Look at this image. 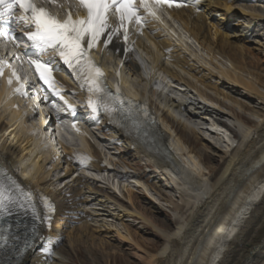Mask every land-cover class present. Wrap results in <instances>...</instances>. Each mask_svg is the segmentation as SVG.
<instances>
[{"label": "bare ground", "instance_id": "6f19581e", "mask_svg": "<svg viewBox=\"0 0 264 264\" xmlns=\"http://www.w3.org/2000/svg\"><path fill=\"white\" fill-rule=\"evenodd\" d=\"M238 1L243 7L238 6ZM253 1L259 3L252 4V8L248 7V2ZM174 15L201 45V52L205 57L202 58L209 59L219 71L214 72L187 50V53L184 52L160 31L155 23L151 25L152 29L157 30L155 37L159 38L155 41L157 50H149V53L160 60L159 67L170 77V80L161 83L164 91L177 82L196 92L200 99L190 95L191 91L184 93L180 102H175L172 96H165L163 106L158 108L163 127L158 129L157 137H147L150 151L114 131L112 127L106 124L98 125L106 137L111 138L115 144H122V147L118 148L123 149L126 158L133 159L134 165L130 163L132 167L141 168L140 163L134 161L141 155L151 163L155 159L154 163L161 170V174L169 179L184 202L183 206L176 205L181 212L178 217L181 221L177 223L176 230L167 233L169 226L157 215L160 208L138 205L131 190L127 191L128 203L122 204V201L103 192L102 188H94L85 179L78 177L75 179L77 185L72 188L71 197L61 193L53 194L45 189L58 203V213L52 231H41L39 236L44 234L42 241H34L29 248L20 250L15 258L2 259L0 264H67L66 246L74 250L82 241L81 237H72V240H69L68 235L73 231L70 230L67 235L65 230L70 229L69 224L75 221V218L70 217V211H75L77 218L84 214L79 207L82 203L79 196L84 193L82 187H87L91 192L102 193L106 198L118 202L120 207L127 211V216L138 217L139 214V218L149 226L156 227L158 233H154L155 237L163 238L164 245H167L160 248L159 252L154 240L143 243L142 240L134 239L133 246L129 241L130 236L118 235L123 245L129 241L131 251L132 246L135 250L138 248L137 250L147 251V257L142 254L137 256L138 260L145 258L142 264H264V65L261 64L262 58L253 50L256 49L254 46L264 50V0H212L198 14L192 10H182ZM240 17H243L244 23L239 21ZM210 19L213 20L211 23ZM219 56L227 60L229 65H224ZM164 57L169 63L164 61ZM126 60V66L136 72L138 66L129 57ZM133 80L134 82L125 78L124 84L130 91L143 93L142 79H136L134 75ZM64 82L69 84L67 79H64ZM224 85L241 91L263 108L248 105L226 91V87H222ZM2 93L0 89V152L4 158L0 169L6 173L5 183L9 184L13 196L23 205L20 207L29 214L23 195L11 186L7 177L14 174L12 171L20 163L22 173L16 184L21 189L33 184L45 187L52 173L44 170L45 164L50 163V155L48 150H44L42 146L36 147L32 140L24 135V129H21L24 123L21 113L7 104L1 107ZM151 96L156 97L157 92L153 91ZM41 103L49 106L45 100ZM242 112H249L258 117V120L247 119ZM53 114V111L48 114L43 111L39 126L51 127L56 120L49 122L48 118H53ZM208 116L214 117L219 126L228 130L231 128L227 120L230 124L238 126L237 141L228 133V136L225 135L227 142L232 139L233 142H230L235 146L227 144L228 148L222 151V155H217L218 150L209 151L208 147L216 150L212 146H196L198 140H202L198 129L199 121L206 120ZM63 146L67 153L71 152ZM85 146L98 158L93 164L95 169L106 171L107 167L102 165L104 153L89 143ZM217 159L222 161V164L210 176L208 173L214 168ZM206 162H211L212 165L204 169L201 164ZM51 165L57 167L54 171L64 166L60 160ZM65 170L69 173L75 171L70 163L65 165ZM140 173L142 177L146 176V172ZM12 178L14 179L13 175ZM147 179L151 180L149 187L160 191L151 176ZM81 225L82 230L101 231L104 233L102 237L110 232V229L102 224V227H94L84 222ZM125 227L128 226L125 224ZM85 232L82 234L87 235ZM86 237L87 240L90 239ZM91 239L94 240L93 237ZM103 241L101 243H106V238ZM45 249H50L51 254ZM154 249H157V252L152 253ZM86 252L93 257L92 250L87 249Z\"/></svg>", "mask_w": 264, "mask_h": 264}, {"label": "snow or ice", "instance_id": "6c2138e0", "mask_svg": "<svg viewBox=\"0 0 264 264\" xmlns=\"http://www.w3.org/2000/svg\"><path fill=\"white\" fill-rule=\"evenodd\" d=\"M188 2L198 4L199 0ZM76 3L86 15L74 17L69 7L66 9L65 18L61 19L50 7L45 6L63 7L61 0H0V36L19 39L14 33L17 28H22V35L30 42V46L25 45L26 48L30 47L25 54L36 57L30 59L29 64L34 66L39 78L53 88V91H56L52 79L53 60L41 59L46 53L58 56L81 82V88L87 89L88 107L93 113L99 114L102 109L109 115L116 112L126 113L131 119L133 107L138 106L129 100V107L125 108L119 87L116 95L108 90L103 78L104 73L91 59L90 51L101 42V37H104L103 45L107 48L113 37L118 36L121 31L124 41L127 42L129 26L140 30L149 17L159 19L157 12L163 5L177 8L186 5L177 0H76ZM5 65L6 61L0 57V76L3 75ZM12 76L19 79L14 70ZM8 83H12L11 77ZM16 91L24 94L23 85ZM56 94L60 95L58 91ZM5 176L6 173L0 169V220L9 214L12 205L20 203L13 196L9 184L5 183ZM7 180L28 202L31 201L30 192L24 193L11 177H7ZM8 242V230L0 227V249ZM45 251L51 254L50 249Z\"/></svg>", "mask_w": 264, "mask_h": 264}, {"label": "rangeland", "instance_id": "374dc122", "mask_svg": "<svg viewBox=\"0 0 264 264\" xmlns=\"http://www.w3.org/2000/svg\"><path fill=\"white\" fill-rule=\"evenodd\" d=\"M239 7H243L239 4V1L237 2ZM259 3V2H248V7H253L252 4ZM251 5V6H250ZM249 10V8H248ZM239 21L244 23L243 17L239 18ZM254 51L257 52V54L262 58L261 64L264 65V50L261 49L258 46H254ZM262 54V55H261ZM220 61L224 65H229L228 61L219 56ZM258 63V65H261ZM222 87H226L225 90L229 91L233 96H236L243 102L247 103L248 105L255 107V108H263V106L259 105L256 100L251 99L241 93V91L230 89L227 85H224ZM229 88V89H228ZM256 101V102H255ZM47 106V105H45ZM260 106V107H259ZM54 112V110H52ZM244 117L247 119H254L257 121L258 117L251 115L249 112H242ZM250 115V116H249ZM53 118L56 120L54 114L52 115ZM208 119V120H207ZM210 126H208L207 122ZM229 123L230 121L227 120ZM211 125H214V128H219L220 126L216 123L215 118L212 116H208L206 120L199 121V134L202 137V140L199 139L196 146L197 148L204 147L205 145L212 146L213 148L208 147V150L211 152H217V155H222V151L227 150L228 145L233 144L230 141L233 142L232 139L225 140L222 135L215 134L213 132H210L207 127H211ZM222 127V126H221ZM226 128V127H223ZM227 129V128H226ZM228 130V129H227ZM104 133V132H103ZM228 136V134H225ZM106 136V135H105ZM107 140L101 141V151L104 153L108 158H111V160L116 163V167L118 170L117 173H96L92 168L83 170L78 173H69L67 170L64 169V171L59 172L54 171L55 167L53 165H49V163L45 164L44 170L47 172H52L51 175H49L47 179V183L45 185V189L48 191H51L53 194H59L66 195V197H71L72 188L77 185V182L75 181L76 178L82 177L87 182H89L92 187H99L103 189V192H106L110 194L111 197L116 198L120 201H122V204L128 203V197H127V191L131 190L134 192V199L137 200V204L143 207H158L160 208V212L157 213V215L162 219L165 220L167 225L169 226L167 229V233H171V231L176 230L177 223L181 221L178 219L181 212L180 208H176L177 204L179 206H183L184 202L180 196V193H178L175 188L170 183L169 179L161 174V170L157 168L156 165L151 163L145 156L141 155L139 159H134V161H137L140 163L141 168L138 169L137 166L132 167L134 165L132 163V158L127 157L126 153H124L122 150L118 147H122V144H115L114 141L107 137ZM100 143V142H99ZM195 155L196 161L198 158ZM218 158V157H217ZM215 162V166L212 169L210 173H208L211 176V173H213L218 170V168L221 166L222 161ZM129 162V163H128ZM131 163V164H130ZM48 164V165H47ZM212 165L211 162H206L204 164H201V166L206 169V167ZM57 168V167H56ZM96 168V167H95ZM128 171V174H120L119 171ZM146 172V176L141 175L140 172ZM58 172V173H56ZM66 174V175H65ZM152 177V181L156 182L160 188V191H157L155 188L149 187L151 180H148V176ZM82 191L84 192L82 195L79 196V199L82 200V203H80L81 211L84 213L83 216L80 218H77L75 211H70V217L75 218V221H72L69 226L70 229H65L66 234L68 235L69 231H73L69 233L71 237L68 235V239L72 240L75 239V237H81L82 241L78 246H75L74 250L70 249L69 246H66L67 248V258L65 259V262L67 264H142L144 263L145 258H139L138 255L142 254L145 256L146 250H135L133 248V240H142L143 243L149 242V240H154L156 242L157 249H154L152 253L159 252L160 248H164L167 246L164 245V239L161 237H155L154 233H158L156 230V227L149 226L142 218H139L136 216H127L124 209L120 207L118 202L113 201V199L106 198L102 195V193H96L91 192L90 189L87 187L83 188ZM128 200V201H127ZM173 201L174 203H172ZM123 210V211H122ZM177 210V211H176ZM139 211V210H138ZM139 213V212H138ZM177 213V214H175ZM73 214V215H72ZM141 215V214H140ZM185 217V216H184ZM88 223L94 227H102V225L106 226L110 229V232L105 236L102 237L104 233L90 230H82L83 227H81L82 223ZM145 222V223H144ZM125 224L128 227H125ZM105 228V227H104ZM170 228V229H169ZM98 229V228H97ZM96 229V230H97ZM86 231V232H85ZM156 231V232H155ZM83 232L87 233V235L82 234ZM166 233V234H167ZM66 235V237H67ZM73 235V236H72ZM75 235V236H74ZM121 237H127L130 236V243L133 244L132 251L129 249V241L126 244H122ZM90 237L89 240H87V237ZM94 238L92 240L91 238ZM102 238V239H101ZM106 238V243H101L103 239ZM165 238V237H164ZM65 243L67 239L65 238ZM104 242V241H103ZM153 242V241H152ZM166 243V242H165ZM92 250L93 257L90 256L86 252V250ZM157 250V251H156ZM75 251V252H74ZM132 252V254H131ZM137 252V253H136ZM136 256V257H133ZM143 261V262H142ZM142 262V263H141Z\"/></svg>", "mask_w": 264, "mask_h": 264}]
</instances>
